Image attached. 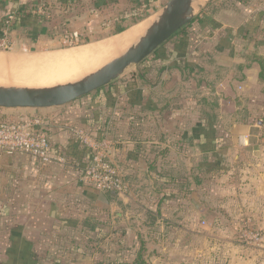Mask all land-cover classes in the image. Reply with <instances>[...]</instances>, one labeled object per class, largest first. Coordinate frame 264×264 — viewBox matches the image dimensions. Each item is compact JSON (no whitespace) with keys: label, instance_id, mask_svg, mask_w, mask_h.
Listing matches in <instances>:
<instances>
[{"label":"crops","instance_id":"obj_1","mask_svg":"<svg viewBox=\"0 0 264 264\" xmlns=\"http://www.w3.org/2000/svg\"><path fill=\"white\" fill-rule=\"evenodd\" d=\"M168 1L0 0V36L4 31V21L8 15L14 14L18 17L17 33L27 31L28 24L38 25L39 21L50 29L59 23L54 28L58 34L61 33L59 39L69 40L65 27L71 23L68 21L71 17L75 26L79 25L82 33L91 38L95 32L129 30L149 21ZM243 1L239 2L241 5L236 3L235 7L227 3V9L216 15L207 13L203 23H196L188 30L186 40L175 37L166 42L156 54L162 65L159 64L160 68L156 69L154 76L149 71L153 68L150 62L155 54L136 66L139 69L137 87L124 91L116 85L121 81L118 79L63 107L3 110L0 116L5 120L42 118L51 142V160L47 165H41L25 154L0 152V228L5 222L12 221L10 237L13 253H20V249H27L28 254L35 252L32 250L37 247L35 240L39 242L51 235L61 237L62 231L73 238L88 240L82 234L88 232V236L93 237L100 226L107 228L105 238L125 240L129 237V230L136 238H143L138 234L141 229H135L132 223L142 228L143 224L149 223L147 212L152 210L161 211L159 216L156 214V224L169 222V218L172 219L169 223L174 222V218H168L164 211L172 209L176 200L162 205L161 201L166 194L176 193L179 180L168 184L160 180L159 175L189 174L194 169L196 154L203 155L196 149L200 138L195 132L196 127L210 129L211 124L202 121L198 115L200 107L195 95L198 93L205 97L211 95L213 89L220 112L222 103L228 101L235 84L239 89H249L261 71L258 55H263L264 59V0ZM137 12L139 15L147 14V18L138 21L131 15L134 13L137 16ZM94 22H98L96 27ZM18 42L24 43L25 40L19 39ZM240 42H247L253 51L257 50L251 54L255 56L253 59L246 58L248 63L240 59ZM186 45V55H178L179 49ZM211 62L213 67H210ZM144 64L146 68L142 67ZM189 67L193 72L191 79L186 71ZM205 68L209 70L207 83L212 88L205 80L198 87L195 80V73ZM220 119L221 116L214 128L220 126ZM231 127V135H227L231 137L228 141L231 145L235 146L234 143L239 141L248 142L252 125L235 121ZM72 128L83 130L91 142L109 140L113 144L110 161L127 185L126 194L101 193L83 183L82 176L93 156L91 149L78 139ZM239 137L242 139L238 140ZM227 151L220 152L219 165L224 167L233 154ZM204 158L198 166L211 163L210 157ZM141 215H145L146 219ZM54 229L56 234H52ZM20 237L27 240L26 247ZM86 251L89 250L86 248ZM73 260L79 259L74 257ZM50 262L54 263L53 260Z\"/></svg>","mask_w":264,"mask_h":264},{"label":"rangeland","instance_id":"obj_2","mask_svg":"<svg viewBox=\"0 0 264 264\" xmlns=\"http://www.w3.org/2000/svg\"><path fill=\"white\" fill-rule=\"evenodd\" d=\"M163 1L165 3L166 0ZM208 3L202 13L207 9ZM13 15H8V17ZM200 18L203 20L206 15H201ZM14 19V24H11V27L7 28L8 30L4 28L3 34L0 36V60L17 58V60L26 61L30 58L51 54V52L98 44L120 35L103 39V35L113 31L110 30L95 32L89 38L85 36V32L82 33L79 25L75 26V23L72 22L74 19L70 17L68 21L71 23L67 27L64 25L69 40H62L59 39L61 33L58 34L54 29L59 26V23L50 29L42 25V21H39L38 25L30 26L28 24L27 31L23 30V32L17 33V15H14ZM95 24L97 26L98 22H94L93 26ZM65 32L63 31L64 34ZM5 34L10 44L8 47H3L1 44ZM19 39L25 40V42L19 43ZM77 43V46L73 45ZM247 45V42H240L239 46V50L242 52L240 59L245 63H248L247 57L253 59L255 56L251 54L257 52L256 49L253 51V48ZM187 49V45L182 46L178 55H186ZM258 56L264 62L263 55ZM155 58L150 62V65L153 66L149 71L151 76H154L157 73L156 69L158 70L162 65L158 58ZM145 66L144 64L142 67L146 68ZM138 71L137 67H130L120 78V83L118 82L119 84L116 83V85L123 88L124 91L137 87L139 83L136 78ZM255 80L256 82L246 90L239 89L238 84H235L228 101L222 103L219 112L222 118L220 126L213 127L211 130L204 129L203 126L196 127L197 131L195 132H198L200 136L196 149L203 155L197 153L194 169L189 174L183 172L184 174L180 175L182 178L176 187L177 193H179L178 200L172 209L164 211L168 218L170 216L174 218L173 223H169L172 220L170 218L169 222L166 221L162 224H153L148 221L150 224L145 223L142 228L140 225L132 223L135 224V229L137 227L141 229V233L138 234L143 238H136V235L129 230V237L125 240H119L117 237H115L116 239L114 237L105 238L107 228L103 226L99 227L93 237L88 236L90 234L88 232L83 233L82 236L88 240L79 237L73 238L68 232L62 231L61 237L51 235L39 242L35 240L37 247L32 249L35 252L30 250L31 253L28 254L27 249H20V253L15 254L12 252L10 237L12 221H9L0 228V264H74L78 262L91 264L106 261L116 264L120 261L130 263L137 259L136 254L140 251L141 245L144 264H259L264 262V244H259L253 239L255 234L264 236V79L260 77L259 73V77L257 75ZM73 81L53 85H29L21 81H14L0 67V86L50 88L74 83ZM235 121L253 127L248 142L241 143L239 141L233 146L226 142L231 139L227 135H231V124ZM242 137H239L238 140ZM221 150L233 153L227 166H210L206 171L200 170L198 164L205 160L204 157L207 159L210 157V164H214L216 161L214 153ZM83 178L84 175L82 181ZM141 216L146 219L145 215ZM52 234H56L55 229ZM19 239L26 247L27 240L23 237ZM67 242L70 244L67 245ZM86 248L89 251H86ZM74 257L79 260H73ZM52 260L54 263L50 262Z\"/></svg>","mask_w":264,"mask_h":264},{"label":"water","instance_id":"obj_3","mask_svg":"<svg viewBox=\"0 0 264 264\" xmlns=\"http://www.w3.org/2000/svg\"><path fill=\"white\" fill-rule=\"evenodd\" d=\"M198 1L169 0L152 17L148 29L136 43L99 70L74 83L50 88L0 86V108L36 110L59 108L107 87L120 79L130 67L142 64L178 31L190 25L209 2Z\"/></svg>","mask_w":264,"mask_h":264},{"label":"built area","instance_id":"obj_4","mask_svg":"<svg viewBox=\"0 0 264 264\" xmlns=\"http://www.w3.org/2000/svg\"><path fill=\"white\" fill-rule=\"evenodd\" d=\"M14 15L4 21V28L14 24ZM5 30V32H7ZM2 46H9L8 38H3ZM4 109L0 108V115ZM78 139L92 151V162L85 169L83 182L93 189L114 195L127 193V185L122 176L111 164L110 155L113 144L109 140L91 142L89 136L79 128H72ZM51 142L44 120L40 117H31L25 120L10 121L0 116V152L7 155L25 154L31 156L41 165L50 163L49 151ZM253 239L264 244V236L255 234Z\"/></svg>","mask_w":264,"mask_h":264},{"label":"bare ground","instance_id":"obj_5","mask_svg":"<svg viewBox=\"0 0 264 264\" xmlns=\"http://www.w3.org/2000/svg\"><path fill=\"white\" fill-rule=\"evenodd\" d=\"M200 2L201 0L198 1V3ZM151 20L144 21L124 33L98 44L67 51L51 52V54L30 58L26 61H20L17 58L13 60H0V67L14 81H21L29 85H53L73 81L78 78L82 79L87 74L89 75L99 70L110 61L122 55L144 35L152 22Z\"/></svg>","mask_w":264,"mask_h":264},{"label":"trees","instance_id":"obj_6","mask_svg":"<svg viewBox=\"0 0 264 264\" xmlns=\"http://www.w3.org/2000/svg\"><path fill=\"white\" fill-rule=\"evenodd\" d=\"M239 2L242 3L244 1L243 0H224L222 2H219V0H210V2L208 3L207 9L203 13H201L200 15H206L207 13H210L211 15H216L219 12H221L222 10L227 9V7H226L227 3L233 4V7H235L234 5L236 3L241 5ZM137 9H139V8H137ZM137 14H138V12H137ZM131 15L135 16L138 21H143L144 19L147 18V14H144V13H142L140 15L138 14L137 16L134 13H131ZM200 15L197 18H195V20L190 25L185 26L180 31H178L171 39H173L175 37H182L183 40H186L188 38V36H189V31L188 30H190V28H192V26L194 24L203 23L204 22L205 19L201 20ZM213 25H215V24H213ZM125 30L126 29L114 30L113 32L109 33L107 37H111V36H114V35L121 34ZM73 45L77 46L78 43L77 44H73ZM158 51L155 52L154 54H157ZM259 64H260V67H261L260 77L262 79H264V62L262 60H259ZM210 67H213V62H211ZM186 71H187V76L189 77V79H191V76L193 74L192 69L189 67V68H187ZM195 75H196L195 80L197 81L198 87L201 86V82H203L204 80L207 83V79L210 76L209 70H207L206 68L197 71L195 73ZM241 81H243V80L241 79ZM207 86L212 88L210 83L209 84L207 83ZM214 92L215 91L213 89H211V95H207L205 97H203L202 95H199L198 93L195 95L196 102H197L198 106L200 107L197 110V113L200 116L202 121H204L205 123L209 122V124H211L210 130L213 129V125H215V123L219 120V117H220L219 109H218L219 108L218 98H217V95H215ZM228 143L229 142H226V144H228ZM222 151H225V150H221V151H219L217 153H214V155H215L214 157H215V160H216L214 164H209L207 162L202 163L203 166L202 165L200 166V170L205 169V171H206L208 169V167H210V166L224 167V166L219 165L221 163V156H222V154H220V152H222ZM204 165H205V167H204ZM182 173L183 172H179L177 174L159 175V177H160L159 179L160 180L163 179L164 181H166L169 184V183H172L174 181L180 180L182 178L180 176V175H182ZM178 196H179V193H177V190H176V193H168V194H166L164 196L163 200L161 201V205L164 202L170 201L172 199L173 200H177ZM156 214L159 216L161 214V211L159 209L156 210V211H154V210L148 211L147 212V220L150 221V223L155 224V222H156L155 221L156 220L155 219L156 218ZM97 264H114V263L110 262V261H106V262H100V263H97ZM117 264H127V262L120 261ZM134 264H144V261L142 260V245H141L140 251L137 254V259L135 260Z\"/></svg>","mask_w":264,"mask_h":264}]
</instances>
